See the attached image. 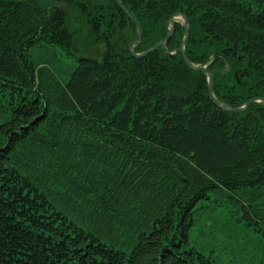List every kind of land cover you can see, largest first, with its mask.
<instances>
[{
  "label": "trees",
  "instance_id": "trees-1",
  "mask_svg": "<svg viewBox=\"0 0 264 264\" xmlns=\"http://www.w3.org/2000/svg\"><path fill=\"white\" fill-rule=\"evenodd\" d=\"M120 2L264 98V0ZM174 26L0 0V264H264V104Z\"/></svg>",
  "mask_w": 264,
  "mask_h": 264
},
{
  "label": "water",
  "instance_id": "water-1",
  "mask_svg": "<svg viewBox=\"0 0 264 264\" xmlns=\"http://www.w3.org/2000/svg\"><path fill=\"white\" fill-rule=\"evenodd\" d=\"M117 3H119V6L127 13V15L132 19L134 20V22L136 23V27H137V33H138V36H137V39L134 41V43H137L139 42L140 38H141V29H140V25L138 23L137 20L134 19V17L128 13V11L126 10L125 6H123V4L120 2V0H115ZM175 16H178V17H181L183 19V26L185 28V33H184V38L182 40V44H181V48H180V51L182 53V56H183V60L185 61V63L193 68V69H197V70H201L207 77V80H208V93H209V96L211 97V99L213 100L214 104L217 105L218 107H221L223 108L224 110H227V111H232V112H238V111H241L243 110L244 108H246L251 102H254V101H263L264 103V99L263 98H254V99H250L248 100L244 105H242L241 107H238V108H231L230 106L224 104V103H221L219 102L218 100L215 99V97L213 96V93H212V72L213 71H207L205 69V67H201V66H196V65H192L186 55H185V52H184V43H185V40L188 38V26H187V21L185 19V17L182 15V14H179V13H176ZM173 19H174V16H171L170 17V20H171V29L169 31V34L162 40H160L159 42H157L154 46H152L151 48L147 49L146 51L142 52V53H139V54H135L133 53V49H134V45H132L130 47V53L134 56V57H142L144 55H146L147 53L151 52V51H154L158 46L166 43V41L170 38L171 36V33L174 29V24H173ZM76 46L73 45V50H75ZM229 70V69H228ZM227 71H220L221 74H224Z\"/></svg>",
  "mask_w": 264,
  "mask_h": 264
},
{
  "label": "rangeland",
  "instance_id": "rangeland-1",
  "mask_svg": "<svg viewBox=\"0 0 264 264\" xmlns=\"http://www.w3.org/2000/svg\"><path fill=\"white\" fill-rule=\"evenodd\" d=\"M115 1V0H114ZM116 2V1H115ZM118 5H119V3H117ZM174 16V19H173V24L175 25V23H180V24H182L183 25V19L181 18V17H178V16H175V15H173ZM186 19V18H185ZM186 21H187V19H186ZM187 23V22H186ZM171 20H170V18L168 19V25H167V27H168V33H167V35L169 34V31H170V29H171ZM188 26V25H187ZM189 28V27H188ZM174 30H175V26H174V29H173V31H172V33H171V36L174 34ZM166 35V36H167ZM188 35H189V32H188ZM165 36V37H166ZM170 36V37H171ZM164 37V38H165ZM163 38V39H164ZM183 38H184V36H183ZM141 39V38H140ZM136 40V39H135ZM134 40V41H135ZM162 40V39H161ZM183 40V39H182ZM134 41H133V45L136 47V45H137V43H139V42H137V43H134ZM140 41V40H139ZM168 41V40H167ZM167 41H166V43H167ZM159 42V41H158ZM157 43V42H156ZM155 43V44H156ZM166 43H165V45H166ZM154 44V45H155ZM181 44H182V41H181ZM153 45V46H154ZM162 45H164V44H162ZM184 45H185V43H184ZM135 47H134V49H133V53H135V54H139V53H136L135 52ZM152 47V46H151ZM150 47V48H151ZM159 47V46H158ZM157 47V48H158ZM180 48H181V45H180V47H179V50H180ZM102 50V46H98L97 48L95 47L94 48V51L96 52V54L94 55L95 56V58H97V59H100L101 58V54H99V52ZM93 52V51H92ZM79 56H84L83 54H78ZM208 63H210V61L208 62ZM201 67H205V66H201ZM256 98H258V97H256ZM261 98V97H260ZM252 99H254V98H252ZM264 99V98H263ZM257 102H262L263 103V101H257ZM264 104V103H263ZM3 118L2 117H0V121L2 120ZM216 251H218V250H216ZM229 254V253H228ZM234 255H230L227 259H225L224 260V264H232L233 263V260H234Z\"/></svg>",
  "mask_w": 264,
  "mask_h": 264
},
{
  "label": "flooded vegetation",
  "instance_id": "flooded-vegetation-1",
  "mask_svg": "<svg viewBox=\"0 0 264 264\" xmlns=\"http://www.w3.org/2000/svg\"><path fill=\"white\" fill-rule=\"evenodd\" d=\"M230 70H232V68H231V67H230ZM230 70H229V71H230ZM229 71H228V72H229ZM234 75H235V77H236V78H238V77H237V73H236V72H235V74H234ZM237 81L239 82V80H237Z\"/></svg>",
  "mask_w": 264,
  "mask_h": 264
},
{
  "label": "bare ground",
  "instance_id": "bare-ground-1",
  "mask_svg": "<svg viewBox=\"0 0 264 264\" xmlns=\"http://www.w3.org/2000/svg\"><path fill=\"white\" fill-rule=\"evenodd\" d=\"M206 69V68H205Z\"/></svg>",
  "mask_w": 264,
  "mask_h": 264
}]
</instances>
